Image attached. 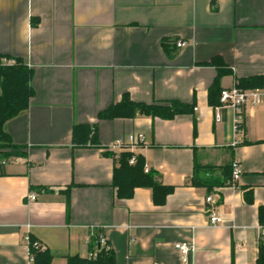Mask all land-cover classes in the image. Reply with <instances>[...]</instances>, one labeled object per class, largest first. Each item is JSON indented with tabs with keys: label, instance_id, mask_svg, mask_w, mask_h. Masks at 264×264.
<instances>
[{
	"label": "crops",
	"instance_id": "obj_1",
	"mask_svg": "<svg viewBox=\"0 0 264 264\" xmlns=\"http://www.w3.org/2000/svg\"><path fill=\"white\" fill-rule=\"evenodd\" d=\"M0 55L32 69L34 91L4 125L26 155L0 162V264H27V232L51 252L50 264H67V256L86 254L85 236L95 228L115 264L255 261L264 225V105L245 109L235 136L230 111L215 122L208 90L219 64L228 70L221 89L264 75V0H0ZM124 94L143 103L177 100L192 111L98 118ZM75 124L95 126L99 146H74ZM129 136L142 140L122 151L141 156L173 188L163 204L149 187L117 197L118 163L104 150ZM235 160L237 181L210 192L191 185L195 163L216 178ZM210 194L220 225L207 221ZM179 242L193 248L186 262Z\"/></svg>",
	"mask_w": 264,
	"mask_h": 264
},
{
	"label": "trees",
	"instance_id": "obj_2",
	"mask_svg": "<svg viewBox=\"0 0 264 264\" xmlns=\"http://www.w3.org/2000/svg\"><path fill=\"white\" fill-rule=\"evenodd\" d=\"M166 44V41H163ZM6 60L12 61L7 63ZM218 73L208 90V102L211 106L219 104L221 88L219 78L223 73L228 72L223 64H219ZM32 69L19 57L0 55V161H6L12 157H25L23 146L15 144L10 135L6 132L5 123L24 111L29 103L34 91L30 81ZM239 88H256L264 86V75H253L236 79ZM192 107L177 100L165 102L143 103L130 99L124 94L119 102L112 103L97 116L99 119H112L115 117L132 118L136 115H146L170 119L177 114L189 113ZM95 126L89 124H75L72 127V144L78 147L88 145L99 146L97 142ZM104 154L110 155L118 163L113 169L112 186L116 190L119 198H130L133 196L136 187H149L152 190V199L155 204H163L166 196L172 191V187L163 185L159 179V173L151 168L145 170L144 159L135 156L130 151L112 152L104 150ZM134 156L135 162L129 163V159ZM210 166L194 164L193 173L190 178L191 185L205 187L208 192L215 186H221L231 180V163L227 168L222 169L223 177L213 178L209 175ZM230 182V181H229ZM228 182V183H229ZM70 186L66 187V196ZM31 189L37 187L31 186ZM252 196H247V201L251 202ZM68 201V200H67ZM259 217L264 224V211L259 210ZM103 235L101 228L92 229L87 251H96L95 258H87L79 255H69L66 257L67 264H115V253L106 240L104 245L100 244V236ZM30 252L33 255L31 264H50L51 252L45 248L40 250L32 246L35 239L30 237ZM251 264H264V234L258 239V253L255 261Z\"/></svg>",
	"mask_w": 264,
	"mask_h": 264
},
{
	"label": "built area",
	"instance_id": "obj_3",
	"mask_svg": "<svg viewBox=\"0 0 264 264\" xmlns=\"http://www.w3.org/2000/svg\"><path fill=\"white\" fill-rule=\"evenodd\" d=\"M185 43L181 40L176 42V47L181 48L184 47ZM7 63H11L12 61L6 60ZM264 105V86L256 87V88H239L237 86V82L235 81L231 87L223 88L220 92L219 96V104L213 108V115L215 122L221 121V110L225 109L231 112L232 121H233V131L235 136H239L242 134L243 124L245 120V109L247 107L254 108L257 106ZM142 138L140 136H129L127 140L116 139L112 142L110 146V150L119 153L120 151L131 148L134 144L141 142ZM236 140L232 142L235 144ZM135 162V157L132 156L129 159V163L133 164ZM145 170H147V166H145ZM241 175V167L240 163L235 160L231 163V181L235 182L239 179ZM27 198L29 200H34L36 198L35 193H30ZM205 202L207 203L206 212H207V221L210 225H220L223 223L222 217L217 214L215 211L216 208V199L215 195H207L205 197ZM264 234V225L259 226V234ZM25 244L28 247V260L27 264H31L33 261V255L30 252V235L28 232L23 237ZM90 241V235L85 236L84 242L88 245ZM106 243V238L104 235L100 236V244L104 245ZM34 248H38L40 250H44L45 246L41 244L39 241L35 240L32 243ZM175 249L181 255L182 261L186 262L189 253L193 250L192 246L187 242H179L174 245ZM84 257L87 258H95L96 251H87Z\"/></svg>",
	"mask_w": 264,
	"mask_h": 264
},
{
	"label": "rangeland",
	"instance_id": "obj_4",
	"mask_svg": "<svg viewBox=\"0 0 264 264\" xmlns=\"http://www.w3.org/2000/svg\"><path fill=\"white\" fill-rule=\"evenodd\" d=\"M8 160H9V159H8ZM0 162L3 163L2 160H1Z\"/></svg>",
	"mask_w": 264,
	"mask_h": 264
}]
</instances>
